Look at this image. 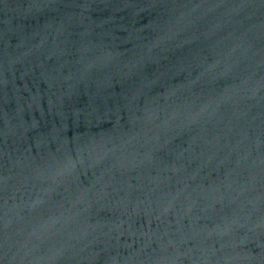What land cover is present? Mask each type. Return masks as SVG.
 Listing matches in <instances>:
<instances>
[{"label":"water","instance_id":"1","mask_svg":"<svg viewBox=\"0 0 264 264\" xmlns=\"http://www.w3.org/2000/svg\"><path fill=\"white\" fill-rule=\"evenodd\" d=\"M0 264H264V0H0Z\"/></svg>","mask_w":264,"mask_h":264}]
</instances>
